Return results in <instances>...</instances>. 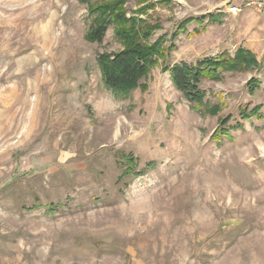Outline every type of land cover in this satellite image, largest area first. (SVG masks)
Returning <instances> with one entry per match:
<instances>
[{"label":"rangeland","instance_id":"obj_1","mask_svg":"<svg viewBox=\"0 0 264 264\" xmlns=\"http://www.w3.org/2000/svg\"><path fill=\"white\" fill-rule=\"evenodd\" d=\"M104 1L0 0V264H264V9L126 0L168 48L122 93L98 66L117 25L86 37ZM239 48L258 64L203 80L196 109L165 70Z\"/></svg>","mask_w":264,"mask_h":264},{"label":"trees","instance_id":"obj_2","mask_svg":"<svg viewBox=\"0 0 264 264\" xmlns=\"http://www.w3.org/2000/svg\"><path fill=\"white\" fill-rule=\"evenodd\" d=\"M125 1L106 0L92 3L89 6V13L93 17V22L86 33L89 41L102 42L108 27L112 24L117 25L116 37L121 40L124 48L114 53L100 54L98 66L104 85L122 93L138 87L141 80L157 64L158 58L167 54L168 48L164 35L154 42H149L158 25L150 24L138 15L128 17L124 8ZM142 11L140 9L137 13ZM223 17V13L205 14L199 18L190 17L183 23V28L192 22L202 24L206 19L208 23H218ZM257 64L250 50L239 48L234 56L222 53L216 57H207L193 65L186 62L174 63L171 67L166 66L165 70L170 71L174 85L196 109L203 104L206 97V92L200 86L203 80H221L224 72L246 71ZM250 85L255 89L258 80H251ZM261 109V105L255 106L249 114H242L243 118L257 116ZM226 122L222 120L221 126Z\"/></svg>","mask_w":264,"mask_h":264},{"label":"built area","instance_id":"obj_3","mask_svg":"<svg viewBox=\"0 0 264 264\" xmlns=\"http://www.w3.org/2000/svg\"><path fill=\"white\" fill-rule=\"evenodd\" d=\"M248 5H255L258 9L262 10L264 9V0H247ZM232 12H238L241 9L238 6H233L230 9Z\"/></svg>","mask_w":264,"mask_h":264},{"label":"bare ground","instance_id":"obj_4","mask_svg":"<svg viewBox=\"0 0 264 264\" xmlns=\"http://www.w3.org/2000/svg\"><path fill=\"white\" fill-rule=\"evenodd\" d=\"M263 147V146H262ZM264 148V147H263Z\"/></svg>","mask_w":264,"mask_h":264}]
</instances>
